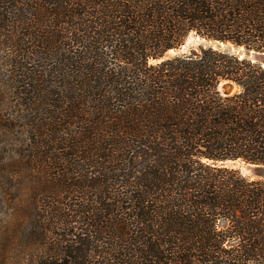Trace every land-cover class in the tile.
<instances>
[{
  "label": "trees",
  "instance_id": "obj_1",
  "mask_svg": "<svg viewBox=\"0 0 264 264\" xmlns=\"http://www.w3.org/2000/svg\"><path fill=\"white\" fill-rule=\"evenodd\" d=\"M192 33L264 0H0V264H264V67Z\"/></svg>",
  "mask_w": 264,
  "mask_h": 264
},
{
  "label": "rangeland",
  "instance_id": "obj_2",
  "mask_svg": "<svg viewBox=\"0 0 264 264\" xmlns=\"http://www.w3.org/2000/svg\"><path fill=\"white\" fill-rule=\"evenodd\" d=\"M220 43H224V42H220ZM225 44H229V43H225ZM202 46L203 47L213 46L214 48H217V49L231 50L233 52H236L237 54H240L242 57H247L248 58V56L245 55L246 51H244L242 49L244 47H238V49H234L231 46H223L221 44H218V41L207 40L205 38H202V37L196 35L195 33H192L189 36V38L187 39V41L185 42L184 45H182L178 49H174V50L177 51V53L172 55L171 57L179 55V54H187V53H190L193 50H200V48ZM164 56L159 61L166 60V59H164ZM167 59H169V58H167ZM225 166L240 170L241 173L244 176H246L247 178H249L251 180L264 179V167H262V166L250 165L249 163H246V162H243V161H238L236 163L230 162V163H227Z\"/></svg>",
  "mask_w": 264,
  "mask_h": 264
},
{
  "label": "water",
  "instance_id": "obj_3",
  "mask_svg": "<svg viewBox=\"0 0 264 264\" xmlns=\"http://www.w3.org/2000/svg\"><path fill=\"white\" fill-rule=\"evenodd\" d=\"M218 44H221L223 46H231L234 49H238L237 46H235L234 44H225V43H220L218 42ZM245 52V55L248 56L249 59L253 60L254 62H258L260 63L263 67H264V51H257V50H246L245 48H242ZM177 51L176 50H171L170 52L166 53L164 56V59L170 58L172 55L176 54ZM220 90L222 91L223 94H231L234 90H235V86L234 84L230 83V82H224L220 85ZM240 160H227V161H222L221 163L226 165L227 163H236ZM250 165H254V166H262L264 167V165H260V164H251Z\"/></svg>",
  "mask_w": 264,
  "mask_h": 264
}]
</instances>
